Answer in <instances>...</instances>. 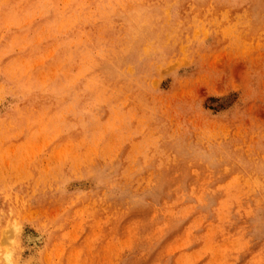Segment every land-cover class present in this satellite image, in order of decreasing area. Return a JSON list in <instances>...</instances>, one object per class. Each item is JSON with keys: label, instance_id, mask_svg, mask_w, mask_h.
Instances as JSON below:
<instances>
[{"label": "rangeland", "instance_id": "374dc122", "mask_svg": "<svg viewBox=\"0 0 264 264\" xmlns=\"http://www.w3.org/2000/svg\"><path fill=\"white\" fill-rule=\"evenodd\" d=\"M17 239V264H264V0H0Z\"/></svg>", "mask_w": 264, "mask_h": 264}, {"label": "clouds", "instance_id": "9594fccd", "mask_svg": "<svg viewBox=\"0 0 264 264\" xmlns=\"http://www.w3.org/2000/svg\"><path fill=\"white\" fill-rule=\"evenodd\" d=\"M11 230L16 234L17 237L23 232L24 225L19 221H14L9 224ZM19 241L12 240L9 245L3 248H0V264H17L19 260ZM27 264V262H26Z\"/></svg>", "mask_w": 264, "mask_h": 264}, {"label": "bare ground", "instance_id": "6f19581e", "mask_svg": "<svg viewBox=\"0 0 264 264\" xmlns=\"http://www.w3.org/2000/svg\"><path fill=\"white\" fill-rule=\"evenodd\" d=\"M137 16V15H136ZM140 19V18H139ZM144 19V18H143ZM155 19V18H154ZM145 20V19H144ZM148 21V20H147ZM138 23V22H137ZM150 24H151V22H150ZM145 25V24H144ZM154 27V26H153ZM150 28V27H149ZM152 28V27H151ZM137 37V36H136ZM148 37V36H147ZM140 42V41H139ZM137 54V53H136ZM134 55V54H133ZM140 57V56H139ZM119 60L121 61L122 60V55L120 54L119 55ZM132 59H130V61H131ZM125 61V60H124ZM116 70V69H115ZM110 72V71H109ZM113 73V72H112ZM6 120V118L4 119V121ZM211 147V146H210ZM243 156V155H242ZM244 157H246V156H244ZM242 159H244V158H242ZM241 159V160H242ZM246 160V159H245ZM262 161V160H261ZM247 162V161H246ZM245 165V164H244ZM252 165V164H251ZM260 165V164H259ZM241 166V165H240ZM240 168V167H239ZM249 169V168H248ZM261 169V168H260ZM243 171V170H242ZM110 173V172H109ZM117 173V172H116ZM233 174V173H232ZM105 175V174H104ZM102 180V179H101ZM111 181V180H110ZM115 181V180H114ZM103 183H105V182H103ZM111 183V182H110ZM2 232V237H3V231H1ZM6 233V232H5ZM4 233V234H5ZM5 237V236H4ZM2 240H5V239H2ZM2 240H0V245H2ZM29 242V241H28ZM1 247V246H0Z\"/></svg>", "mask_w": 264, "mask_h": 264}]
</instances>
